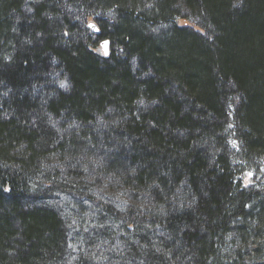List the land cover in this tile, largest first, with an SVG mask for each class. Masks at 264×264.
Masks as SVG:
<instances>
[{
	"label": "trees",
	"instance_id": "16d2710c",
	"mask_svg": "<svg viewBox=\"0 0 264 264\" xmlns=\"http://www.w3.org/2000/svg\"><path fill=\"white\" fill-rule=\"evenodd\" d=\"M263 161L264 0H0V264H264Z\"/></svg>",
	"mask_w": 264,
	"mask_h": 264
},
{
	"label": "rangeland",
	"instance_id": "374dc122",
	"mask_svg": "<svg viewBox=\"0 0 264 264\" xmlns=\"http://www.w3.org/2000/svg\"><path fill=\"white\" fill-rule=\"evenodd\" d=\"M158 30H153L152 32H157ZM104 40V39H103ZM100 46V43H99ZM111 46V45H110ZM100 53L102 54L101 48H99ZM243 185L246 187L261 185L264 186V161L263 164L259 167V170L256 168L252 170H246L242 175Z\"/></svg>",
	"mask_w": 264,
	"mask_h": 264
},
{
	"label": "water",
	"instance_id": "95a60500",
	"mask_svg": "<svg viewBox=\"0 0 264 264\" xmlns=\"http://www.w3.org/2000/svg\"><path fill=\"white\" fill-rule=\"evenodd\" d=\"M110 45H111L110 39H104L100 42V48L105 57H108L111 53Z\"/></svg>",
	"mask_w": 264,
	"mask_h": 264
}]
</instances>
